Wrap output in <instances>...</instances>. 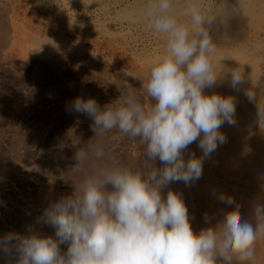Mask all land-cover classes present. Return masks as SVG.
I'll use <instances>...</instances> for the list:
<instances>
[{
	"label": "clouds",
	"instance_id": "1",
	"mask_svg": "<svg viewBox=\"0 0 264 264\" xmlns=\"http://www.w3.org/2000/svg\"><path fill=\"white\" fill-rule=\"evenodd\" d=\"M173 4L147 0L145 5L148 30L166 37L165 52L144 85L155 103L145 108L138 96L128 94L103 109L94 98L77 97L70 105L71 111L92 119L94 136L103 138L116 129L139 138L147 161L159 159L164 166L149 163L147 172L104 169L87 178L72 195L45 209L42 221L55 228L56 239L19 233L0 238V250L18 254L16 264H254L256 241L264 238V204L253 208L255 223L236 204L216 227L195 233L180 195H161L171 183L189 186L199 180L204 158L226 142L221 127L236 123L233 97L204 94L218 80L211 62L216 45L205 28L210 20L199 0H188L184 14L190 17L189 27L177 18ZM244 82L243 72L231 71L233 89ZM244 94L255 99L251 90ZM257 125L264 135V112L259 111ZM101 142L79 155L101 159ZM196 142L203 156L192 154L185 161L184 151ZM219 200L235 204L231 196L221 194ZM64 243L68 248L61 253Z\"/></svg>",
	"mask_w": 264,
	"mask_h": 264
},
{
	"label": "rangeland",
	"instance_id": "2",
	"mask_svg": "<svg viewBox=\"0 0 264 264\" xmlns=\"http://www.w3.org/2000/svg\"><path fill=\"white\" fill-rule=\"evenodd\" d=\"M117 1L123 6H114ZM219 1L199 0L210 21ZM128 2L135 0H0V238L19 233L56 239L55 228L42 221L45 209L72 195L87 178L104 169L147 172L149 163L164 166L159 159L147 161L139 138L116 129L98 138L92 119L70 110L77 97L94 98L101 109L128 94L138 96L145 108L155 103L144 85L165 52L166 37L148 30L145 12L129 13ZM187 2L174 0L173 9L191 27L190 17L183 14ZM244 30L253 35L249 26ZM98 140L104 150L101 159L79 155ZM215 173L221 181V173ZM178 185L185 200L189 187L195 195L194 204L191 199L185 204L195 233L216 227L236 206L222 203L216 191L201 197L200 209L195 182ZM245 198L255 202L252 196ZM252 212L241 214L253 222ZM67 248L61 244V253ZM17 259L14 251L0 250V264H16ZM254 264H264V238L256 241Z\"/></svg>",
	"mask_w": 264,
	"mask_h": 264
},
{
	"label": "bare ground",
	"instance_id": "3",
	"mask_svg": "<svg viewBox=\"0 0 264 264\" xmlns=\"http://www.w3.org/2000/svg\"><path fill=\"white\" fill-rule=\"evenodd\" d=\"M121 2H115L114 6H123L124 3ZM146 4L147 0H135L134 3H129V10H126L133 14L134 12L143 14ZM124 14L122 17L128 19L129 15ZM245 25L250 27L253 35L246 34ZM205 28L216 45V52L211 56V62L218 75V80L214 87L205 88L204 94L233 97L236 101L234 117L236 123L231 126L226 123L221 127L220 131L225 135L226 142L218 145L215 152L204 158L202 176L195 181V194H197L200 209L202 208L201 197L218 191L219 196L221 194L231 196L240 206L241 213L249 212V209L253 210L257 203L264 204V187L261 186L264 185V179H262L264 177V135L260 134L257 125L259 111L264 112V76L259 70L260 66L264 67V0H220L213 12L212 20L205 24ZM257 34L260 35V39ZM42 44L44 45V43ZM61 46L63 47V45ZM62 47L60 48L62 49ZM53 50L55 51V49ZM233 70L243 72L244 75L245 82L238 86V89H233L230 84L231 71ZM248 90L255 93V99L252 101H249L244 94ZM192 154L196 157L203 156L198 142L189 145L184 151L185 161ZM214 171L221 173V181L216 179ZM177 183L168 191L182 196L181 199H184L186 205L189 203V199L194 204L195 195L192 194L190 187L185 200L182 187L181 185L177 186ZM168 191L161 194L162 198L166 199ZM245 196L254 197L255 202H247L248 199L245 201ZM246 217L249 219L250 216L246 214ZM253 222L255 223L254 218Z\"/></svg>",
	"mask_w": 264,
	"mask_h": 264
}]
</instances>
